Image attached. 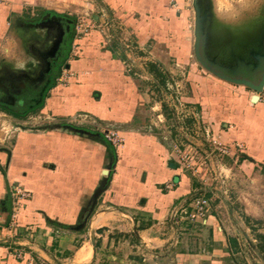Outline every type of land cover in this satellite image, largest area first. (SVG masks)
<instances>
[{
  "label": "crops",
  "instance_id": "0c3cea01",
  "mask_svg": "<svg viewBox=\"0 0 264 264\" xmlns=\"http://www.w3.org/2000/svg\"><path fill=\"white\" fill-rule=\"evenodd\" d=\"M259 1L197 0L208 61L259 70ZM195 2L0 0V106L16 114L0 110V264H264L256 253L242 261L226 206L214 202L197 234L172 224L208 187L177 164L172 142L147 129L152 118L167 122L168 106L179 113L175 99L236 151L235 164L264 180V106L198 63ZM79 18L92 30L71 39ZM60 52L61 76L32 112ZM151 64L165 77L163 91Z\"/></svg>",
  "mask_w": 264,
  "mask_h": 264
},
{
  "label": "rangeland",
  "instance_id": "374dc122",
  "mask_svg": "<svg viewBox=\"0 0 264 264\" xmlns=\"http://www.w3.org/2000/svg\"><path fill=\"white\" fill-rule=\"evenodd\" d=\"M236 7H239V11L243 9V4L237 3ZM91 30L89 29L90 32ZM75 50L77 52V47H75ZM158 79L157 77L155 78L158 83L157 90L163 91L164 85H162L160 83L161 80ZM168 81L170 82L167 83L168 86L173 85L174 80H172V78H168ZM157 95L156 93V96ZM175 101L177 103L176 105H178L177 110L179 113H171L170 107L168 106L169 109H166L167 122L164 124L155 123V119L152 118L147 129L150 130V127H152L159 130L156 131V133H159L163 142H172L174 145V158L179 166L184 154L189 157V160H194V162L199 165L198 168L200 173H193V171L185 169L184 166L183 168L186 172L194 174L193 176L200 182L201 187H203L204 184H208V187L204 188L207 194L210 195V209L212 204L214 205V202L216 205L219 204L223 208L224 206L227 207L229 215L231 216V223L229 222V226L231 225L232 227L230 228V232L233 234L236 233L239 236L244 251L246 252V254L242 253V261H246L245 257L249 260H251L250 257L257 260L255 253L258 255L259 261H261L263 258L262 256H264L261 245L263 246L264 243L258 236L264 237V180L256 182L255 177L250 175V169H242L240 167V162L235 164L236 158L239 156L234 153L236 151H231L232 149L228 145L218 142L222 145L220 148L225 146L227 151H229L221 153V150H216L215 145L204 134V132L207 131L210 133V136L214 139L216 138L213 136L211 126L197 123L195 121V114L188 113L187 115V113L182 112L187 108L180 106L177 99H175ZM191 118H193L194 121ZM5 132L10 134L9 130L3 131V133ZM197 135L203 137L204 140L198 138ZM179 151L180 154L178 153ZM205 155L208 156L206 160L207 164H204V161L201 160V157ZM251 206L253 208H250ZM248 210L255 217L252 215L248 216ZM220 213V216L223 217L222 213L224 212L222 209ZM194 226L190 225L188 229L193 228L194 234L199 233V225L194 224ZM188 232H190V230ZM186 236L187 232L181 237L185 238ZM255 246H257V249Z\"/></svg>",
  "mask_w": 264,
  "mask_h": 264
},
{
  "label": "built area",
  "instance_id": "2783aa9c",
  "mask_svg": "<svg viewBox=\"0 0 264 264\" xmlns=\"http://www.w3.org/2000/svg\"><path fill=\"white\" fill-rule=\"evenodd\" d=\"M89 29L91 30V26L88 25L85 18H79L77 20L76 24V40L83 39V37L88 36L90 33ZM61 82H63L61 80ZM259 102L264 106V89L261 93H259ZM204 134L207 136V138L215 145L216 150H221V153L228 152L226 147L220 148L222 145L218 143V139H214L212 136H210L209 132H204ZM106 138L108 141L112 142L113 146L115 148H118L121 146L122 141L119 140L114 133L107 134ZM180 154V151L178 152ZM208 159V156H202L201 160L204 161V164L206 163V160ZM178 164V163H177ZM182 165V166H181ZM203 165V164H202ZM180 166L187 170L193 171V173H200L199 171V165L194 162V160H189V157L184 154V157L182 158V162H180ZM194 175V174H193ZM203 181V180H202ZM18 195V197L22 196L23 193L21 191H18L15 193ZM210 208V200L206 195V191L204 189L200 190L199 192L195 193L193 195V198L191 199L188 208L183 210L180 214L175 215L172 219V224L179 228V231L183 234V231L187 229L190 225L199 223L204 221L208 216V211ZM15 256L18 260H25V256L23 253L16 251ZM30 262H34L33 260H30Z\"/></svg>",
  "mask_w": 264,
  "mask_h": 264
},
{
  "label": "water",
  "instance_id": "95a60500",
  "mask_svg": "<svg viewBox=\"0 0 264 264\" xmlns=\"http://www.w3.org/2000/svg\"><path fill=\"white\" fill-rule=\"evenodd\" d=\"M195 8L197 12L196 16V24H195V57L198 61V63L209 73L213 74L217 78L224 80L230 84L234 85H241L249 88L255 93V96L253 98V103L259 102V93H261L264 89V58L261 62V67L259 70L254 71L253 78L248 79L246 77L240 76L237 72L224 70L219 67H217L213 62L208 61L204 56V36H203V22L205 18L201 16L197 0L195 2ZM101 190L97 193V195L94 198L93 204H92V210L90 212V215L88 218L92 215L94 208L97 204V199L101 194ZM87 218V220H88ZM86 220V221H87ZM84 228L83 225L78 227L77 230H82Z\"/></svg>",
  "mask_w": 264,
  "mask_h": 264
},
{
  "label": "trees",
  "instance_id": "16d2710c",
  "mask_svg": "<svg viewBox=\"0 0 264 264\" xmlns=\"http://www.w3.org/2000/svg\"><path fill=\"white\" fill-rule=\"evenodd\" d=\"M75 36H76V30H75V27H74V31L69 32V37L71 39H74ZM62 66H63V64L60 65V66H56L55 67V69H57L56 73L55 74H52V73L49 74L50 77H51V79H50L51 82H50V84L48 86L49 88H52V87H54L57 84V80L61 76ZM149 71L151 73H153L157 78H159L161 80L160 83L162 85H165L166 84L165 77L162 75V73L159 71V69L155 65H153V64L149 65ZM44 97H46V96H44ZM43 106H44V101H42V103L39 106H37L36 108H34V110L32 112H35L37 110H40L41 108H43ZM0 110L3 111V112H5V113H7V114H9V115H11V116H15L16 115L11 110H9V109H7V108H5L3 106H0ZM258 237H259V239H262L263 240V243H264V237L263 236H258ZM261 248H262V251L264 252V245L263 246L261 245Z\"/></svg>",
  "mask_w": 264,
  "mask_h": 264
},
{
  "label": "flooded vegetation",
  "instance_id": "af4514ba",
  "mask_svg": "<svg viewBox=\"0 0 264 264\" xmlns=\"http://www.w3.org/2000/svg\"><path fill=\"white\" fill-rule=\"evenodd\" d=\"M63 55H65V52H63V53H59V55L56 57V58H54L52 61H51V65H50V69H49V74H50V72L51 73H54V72H56L57 71V69H55V67L56 66H60L61 65V62H60V60L62 59V56ZM60 63V64H59ZM261 67V64H260V66H259V68ZM257 69H250L249 70V72H247V71H244V70H241L238 74L240 75V76H242V77H246V78H248V79H252L253 78V73H254V71H256ZM258 71V70H257ZM251 73V74H250ZM48 74V76H47V80H46V82H47V84H46V86L44 87V89H42L41 91V95H40V97H38V99H37V101L35 102L36 104H34V106H36L37 104H39L43 99H44V93L46 92L45 90L47 89V87L49 86V84H50V82H51V77H50V75ZM42 96V97H41ZM33 108H35V107H33ZM32 109V108H31ZM9 110H11V109H9ZM26 112V111H25Z\"/></svg>",
  "mask_w": 264,
  "mask_h": 264
}]
</instances>
